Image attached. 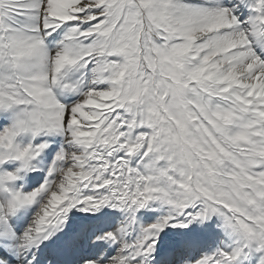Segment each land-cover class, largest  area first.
Segmentation results:
<instances>
[{
  "label": "snow or ice",
  "instance_id": "obj_1",
  "mask_svg": "<svg viewBox=\"0 0 264 264\" xmlns=\"http://www.w3.org/2000/svg\"><path fill=\"white\" fill-rule=\"evenodd\" d=\"M103 209L74 264H264V0H0V264Z\"/></svg>",
  "mask_w": 264,
  "mask_h": 264
},
{
  "label": "bare ground",
  "instance_id": "obj_2",
  "mask_svg": "<svg viewBox=\"0 0 264 264\" xmlns=\"http://www.w3.org/2000/svg\"><path fill=\"white\" fill-rule=\"evenodd\" d=\"M30 212L31 210H29V212L24 213L22 215L21 222L26 221L30 218ZM69 214H71L70 216H72V219H71V223L67 221L65 230L63 232L57 233L54 237H52L49 241H46L41 246V249L38 254L39 264H45V262L49 260L53 261V264H74L75 260L77 259V255L69 253L66 250V242L72 234L79 232L83 227V225L86 224V222H90L91 224L94 225V228H91L88 231H86L87 233H85L86 235H84V240L85 242H87V240L90 239L91 236L95 235L94 231H97L100 227H103V231L112 230L114 227L118 226L120 220L122 219L121 214L119 212H116L111 209H103L100 213H97L94 217H89L86 214L78 212L76 210H73ZM162 214H163V209L155 213L150 211H144L139 214V220L142 223L144 220H146L145 222L146 224L155 220L158 215H162ZM192 231L190 230L191 235L194 234ZM96 233H98V231ZM211 239L214 240L215 238H211ZM170 242L171 240L167 239L161 242V245L163 248H167ZM213 242H211L210 245L207 244L204 245L205 246L214 245L215 243H217V240ZM88 247H89L88 250L89 252L99 251V246L96 247L88 246ZM80 251L85 252L83 246L81 247Z\"/></svg>",
  "mask_w": 264,
  "mask_h": 264
},
{
  "label": "rangeland",
  "instance_id": "obj_3",
  "mask_svg": "<svg viewBox=\"0 0 264 264\" xmlns=\"http://www.w3.org/2000/svg\"><path fill=\"white\" fill-rule=\"evenodd\" d=\"M39 182V175L35 174V173H32V174H29V176L25 179V181H23V185H24V189L27 191V190H30L34 185H36L37 183ZM71 214H69L70 216ZM71 219H72V216L69 217L68 219V222L71 223ZM213 221H215V218H213ZM146 220L143 221V223H145ZM142 223V222H141ZM73 224V223H72ZM93 224H91L90 222H86V224H84L83 226H87V231L91 228H94V225L92 226ZM199 228V229H198ZM97 230V228H96ZM194 234L196 235V237L198 238H201V240L204 242V244H207V245H210L211 242L217 240V237L219 235L218 231L216 230L215 228V224L213 222H210L209 224V227L207 228H202L201 226H191V229H190ZM98 232H102L103 231V227H100L98 230ZM97 231H94V234H96ZM170 232V233H169ZM87 233V232H85ZM84 233V235H86ZM166 233V234H165ZM164 234H162V237H161V242L169 239V240H173V238H176L177 236V230H174V229H168L166 230ZM174 235H173V234ZM176 233V234H175ZM172 236H171V235ZM198 234V235H197ZM215 234V235H214ZM167 235V236H166ZM165 236V237H164ZM170 236V237H168ZM172 238V239H171ZM211 238H215L214 240H212ZM212 240V241H211ZM83 243L86 245L87 242H85V240H83ZM214 243V242H213ZM85 249V252H89V247H83Z\"/></svg>",
  "mask_w": 264,
  "mask_h": 264
}]
</instances>
